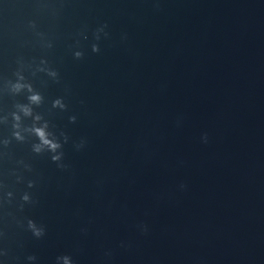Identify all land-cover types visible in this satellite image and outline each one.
<instances>
[{
  "label": "water",
  "instance_id": "water-1",
  "mask_svg": "<svg viewBox=\"0 0 264 264\" xmlns=\"http://www.w3.org/2000/svg\"><path fill=\"white\" fill-rule=\"evenodd\" d=\"M64 255L264 264V0H0V264Z\"/></svg>",
  "mask_w": 264,
  "mask_h": 264
},
{
  "label": "clouds",
  "instance_id": "clouds-1",
  "mask_svg": "<svg viewBox=\"0 0 264 264\" xmlns=\"http://www.w3.org/2000/svg\"><path fill=\"white\" fill-rule=\"evenodd\" d=\"M104 27H107L106 25ZM104 27L100 28L97 30L96 38L99 39V32L104 31ZM106 34V33H105ZM93 52H99L100 48L98 45L94 44L92 46ZM84 53L81 51H77L74 53L75 58L81 59L83 58ZM51 75L56 76L57 73L53 72ZM25 87L22 84H17L16 89L19 90L21 88ZM30 100L33 104H39L41 103L42 97L39 94L32 95L30 97ZM54 107H58L60 109H66L67 105L63 102L62 99H57L53 103ZM22 111L24 112L25 115L30 116L32 114L31 108L27 106L22 107ZM17 120L20 119L19 116L16 117ZM37 120H40L41 117L37 116ZM72 122H75L76 117H71ZM49 125L47 122L43 124L41 127H34L32 131L34 134L38 137L39 143L35 144L33 147V150L36 153H41L45 150L48 152H51L53 155L51 156V159L53 162L57 163L58 167L64 168L65 165L62 163L64 153L61 151L62 149V144L58 140V138L53 134L48 131ZM17 138L22 139L20 137L19 133H17ZM67 136H65V142H67ZM205 141H207V135L204 137ZM84 141H81L79 144L76 145L77 149H80L84 146ZM25 200H29V197L25 196ZM28 228L32 231L34 236L37 238H41L45 235V229L43 226L37 225V223L33 220H28ZM29 260L34 261L36 257L30 256L28 258ZM57 264H73L72 258L70 256L64 255L57 257Z\"/></svg>",
  "mask_w": 264,
  "mask_h": 264
}]
</instances>
